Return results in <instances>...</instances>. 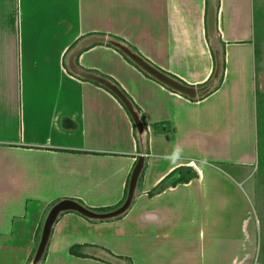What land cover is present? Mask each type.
Listing matches in <instances>:
<instances>
[{"label": "crops", "instance_id": "1", "mask_svg": "<svg viewBox=\"0 0 264 264\" xmlns=\"http://www.w3.org/2000/svg\"><path fill=\"white\" fill-rule=\"evenodd\" d=\"M128 45L200 88L190 100L94 44L80 68L117 84L146 126L140 141L122 103L70 72L84 39ZM223 80L219 85V81ZM219 85V86H218ZM124 216H60L42 264H264V0H0V264H31L51 207L64 199ZM194 177L186 182L183 177Z\"/></svg>", "mask_w": 264, "mask_h": 264}, {"label": "water", "instance_id": "2", "mask_svg": "<svg viewBox=\"0 0 264 264\" xmlns=\"http://www.w3.org/2000/svg\"><path fill=\"white\" fill-rule=\"evenodd\" d=\"M218 30V5L217 0H207V33L210 40H213L217 36ZM108 44L119 50L124 56H126L133 64H135L141 71L149 75L154 80L158 81L163 86L171 89L175 93H178L182 96L187 97L190 100H197L206 97L210 94L217 84V80L220 76V63L218 62V68L216 71L215 77L208 82L206 85L197 88L194 86H190L186 83H183L171 75L165 73L160 70L140 54L133 51L128 45L124 44L121 41L114 39H107L105 37L92 36L82 40L76 48L71 52L68 59V69L75 76L94 82L99 84L100 86L109 90L114 96L123 104L128 114L130 115L137 134L139 136L140 141L144 138L146 134V126L144 121L142 120L139 112L137 111L135 105L131 101V99L124 93V91L111 80L88 72L82 68H80L77 64V58L82 51L89 48L94 44ZM145 156H140L138 161L132 171L129 184L128 191L125 201L118 208L109 211V212H98L92 210L81 203L71 200L64 199L55 203L48 215L46 216L44 225L42 227V232L40 236V241L36 252L34 254L33 260L31 264H42L43 259L46 255L47 248L52 236V232L54 226L56 225L60 216L67 212H75L81 215L82 217L91 220V221H110L118 219L131 209L137 193L138 183L141 178V175L144 171L145 167ZM104 261L110 264H127L123 259L112 256L110 254L103 255L101 257Z\"/></svg>", "mask_w": 264, "mask_h": 264}, {"label": "trees", "instance_id": "3", "mask_svg": "<svg viewBox=\"0 0 264 264\" xmlns=\"http://www.w3.org/2000/svg\"><path fill=\"white\" fill-rule=\"evenodd\" d=\"M217 5H218V0H217ZM110 47H112L111 45H109ZM119 51V50H118ZM120 52V51H119ZM126 57V56H125ZM127 58V57H126ZM128 59V58H127ZM129 60V59H128ZM130 61V60H129ZM131 62V61H130ZM132 63V62H131ZM143 72V71H142ZM144 73V72H143ZM147 77H149V78H151L149 75H147L146 73H144ZM173 77V76H172ZM79 78V77H78ZM174 78H176V77H174ZM80 79H82V78H80ZM151 79H153V78H151ZM177 80H179L178 78H176ZM82 80H84V81H88V80H85V79H82ZM154 80V79H153ZM222 80H223V76L221 77V79H220V81H219V85L221 84V82H222ZM156 81V80H155ZM179 81H181V80H179ZM182 82V81H181ZM184 83V82H183ZM96 84V83H95ZM96 85H98V86H100L99 84H96ZM218 85V86H219ZM100 87H102V86H100ZM165 87V86H164ZM102 88H104V87H102ZM167 88V87H166ZM106 89V88H105ZM167 89H169V88H167ZM170 91H172L171 89H169ZM109 91V90H108ZM110 92V91H109ZM174 92V91H173ZM111 93V92H110ZM121 103V102H120ZM195 173V172H194ZM193 172H192V175H188V176H186V177H183L180 181H186V182H188V181H190L193 177H194V174ZM82 204V203H81Z\"/></svg>", "mask_w": 264, "mask_h": 264}, {"label": "rangeland", "instance_id": "4", "mask_svg": "<svg viewBox=\"0 0 264 264\" xmlns=\"http://www.w3.org/2000/svg\"><path fill=\"white\" fill-rule=\"evenodd\" d=\"M40 236H41V234H40ZM39 239H38V244H39ZM38 244L35 246V251H34V254H35V252H36V249H37V247H38ZM34 257V256H33ZM32 260H33V258H32ZM32 262V261H31Z\"/></svg>", "mask_w": 264, "mask_h": 264}]
</instances>
